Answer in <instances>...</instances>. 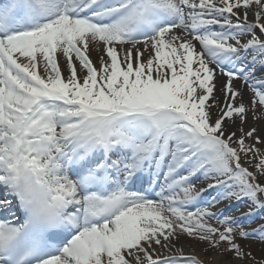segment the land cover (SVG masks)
Returning <instances> with one entry per match:
<instances>
[{
  "label": "snow or ice",
  "instance_id": "obj_1",
  "mask_svg": "<svg viewBox=\"0 0 264 264\" xmlns=\"http://www.w3.org/2000/svg\"><path fill=\"white\" fill-rule=\"evenodd\" d=\"M262 146L264 0L0 3V264H264Z\"/></svg>",
  "mask_w": 264,
  "mask_h": 264
},
{
  "label": "bare ground",
  "instance_id": "obj_2",
  "mask_svg": "<svg viewBox=\"0 0 264 264\" xmlns=\"http://www.w3.org/2000/svg\"><path fill=\"white\" fill-rule=\"evenodd\" d=\"M250 19H251V17H250ZM92 59H93V61H94V63L96 62V60H97V54L96 53H92ZM61 69L62 70H64V74L65 75H67V72H66V70L64 69V62H63V59L61 58ZM97 67L99 66L98 65V63H97V65H96ZM77 71H78V74H79V65L77 64ZM258 75L260 74L259 72L257 73ZM237 83H239V82H237ZM218 88H219V84H218ZM220 95V93H219V91L217 92V96H219ZM250 95V93L247 91V89H245V96H246V99H247V97ZM251 124H252V121H251V117L249 118V126H251ZM258 127L260 126V125H257ZM262 147H264V146H262ZM202 180V178H200V179H198V180H196L198 183V185H200V186H203L204 184H206V182L204 181H202V182H200ZM200 182V183H199ZM238 205H240L241 207H242V209L241 210H239L238 212H236V213H233V214H230V215H237V216H239L240 215V213H242V212H246L247 211V202H241V203H236V204H234L233 203V205H232V207L227 211V212H225V214L227 213V215L230 213L229 211L231 210V209H234V208H236ZM218 207H220V206H218ZM221 207H224V206H221ZM185 251L187 252V251H189L187 248L185 249ZM197 252L201 255V256H204V254H202L203 252H200V247H199V245L197 246ZM253 253L256 255V256H258V255H260V253H259V250H258V246H254L253 247ZM209 255H211V254H209Z\"/></svg>",
  "mask_w": 264,
  "mask_h": 264
},
{
  "label": "rangeland",
  "instance_id": "obj_3",
  "mask_svg": "<svg viewBox=\"0 0 264 264\" xmlns=\"http://www.w3.org/2000/svg\"><path fill=\"white\" fill-rule=\"evenodd\" d=\"M253 163H255V161H253ZM246 166H248V165H246ZM249 167H250V166H249ZM250 170H252L251 167H250ZM213 222H215V221H213ZM256 222H258V220L253 222V226H255V223H256ZM242 243H243V241H242ZM199 247L202 248L203 245H199ZM202 254L205 255V253H202ZM210 254H211V253H210ZM229 255H230V254H229ZM257 257H259V255H258Z\"/></svg>",
  "mask_w": 264,
  "mask_h": 264
}]
</instances>
